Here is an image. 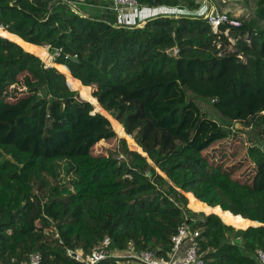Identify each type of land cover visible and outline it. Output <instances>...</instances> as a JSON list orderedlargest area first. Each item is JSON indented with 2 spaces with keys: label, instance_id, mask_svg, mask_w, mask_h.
I'll list each match as a JSON object with an SVG mask.
<instances>
[{
  "label": "trees",
  "instance_id": "obj_1",
  "mask_svg": "<svg viewBox=\"0 0 264 264\" xmlns=\"http://www.w3.org/2000/svg\"><path fill=\"white\" fill-rule=\"evenodd\" d=\"M136 1L146 14L118 26L112 10L86 15L70 0H0V264H82L69 253L106 238L120 257L98 264L168 260L183 225L200 233L204 264H258L264 0H235L240 19L210 0L240 22L217 32L203 0ZM166 8L182 15L152 16Z\"/></svg>",
  "mask_w": 264,
  "mask_h": 264
},
{
  "label": "built area",
  "instance_id": "obj_2",
  "mask_svg": "<svg viewBox=\"0 0 264 264\" xmlns=\"http://www.w3.org/2000/svg\"><path fill=\"white\" fill-rule=\"evenodd\" d=\"M209 2L210 0H203L200 6V14L205 15L216 32L219 27L224 24L235 27L240 26L238 20L230 19L225 13H217L216 9L210 6ZM70 3L75 6L83 4L89 8L100 7L103 3L107 4L108 7L103 5L102 9H109L115 12L118 26H127L136 18L141 17L139 16L140 14L145 13L141 11L136 0H91L90 3L87 0H81L79 2L71 0ZM74 10L77 12L75 8ZM203 11L204 13H202ZM214 12H216L215 17L213 16ZM160 14L179 18L180 15H182V11L179 8H166L162 9L161 12L154 11L152 16H159ZM199 238L200 233L198 231H192L189 226L183 225L172 238L173 249L170 259H158L156 254L152 252L135 253L132 254L131 257L136 260L138 264H204ZM110 246V238H106L103 242V247L95 250L91 254L84 255L83 251L80 250L76 253L70 252L69 255L82 264H98L112 256L120 257L115 251L110 249ZM255 258L258 264H264V251L259 250ZM41 262V255L33 254L27 262L21 264H41Z\"/></svg>",
  "mask_w": 264,
  "mask_h": 264
},
{
  "label": "rangeland",
  "instance_id": "obj_3",
  "mask_svg": "<svg viewBox=\"0 0 264 264\" xmlns=\"http://www.w3.org/2000/svg\"><path fill=\"white\" fill-rule=\"evenodd\" d=\"M71 1V0H70ZM74 6V8L76 9V10H80L81 12H87L88 14H90L89 12H90V9H89V7L87 8V9H85L84 10V6H75V5H73ZM230 6H231V8L228 10V11H230L232 14H233V16L235 17V18H237V19H240V18H244V17H247L248 16V13L244 10V7L242 6V5H240V4H238V3H236V1L235 0H230ZM101 10V9H100ZM202 13H204V11L202 12ZM139 16H144V14H140ZM226 35L227 36H229V38H230V42H231V46H229V50H231V51H233L234 49V45L236 44V41L232 38V37H230V33H229V31L228 32H226ZM42 56H43V58H44V60H46L47 61V59L49 58H51V57H53L52 56V54L50 53V51H49V49L48 48H46V50H45V52L44 53H42ZM53 59H54V61H55V58L53 57ZM50 62V61H49ZM48 62V63H49ZM46 64V63H45ZM76 92H78V91H76ZM92 92H93V90H92ZM86 99H89L88 98V95L86 96ZM92 104H94L92 101H90ZM197 104L203 109V110H206V111H211V106H209L208 104H205V103H203V102H201V101H197ZM95 106V105H94ZM96 108V107H95ZM96 110H98V111H101L99 108H96ZM108 116V115H107ZM214 119H216L217 118V116L215 115V113L213 114V116H212ZM252 124L250 123V124H248V128H251L252 126H251ZM236 127L238 128H240V129H244L243 128V126L239 123V122H237L236 123ZM118 135V134H117ZM118 138H122V136H120V135H118ZM128 144H129V146H131V147H133V148H135V144H134V141L132 140V139H128ZM116 145H117V142H116V140H111V141H103V142H100L96 147H95V153L96 154H102V153H107V152H109L110 150H114L115 148H116ZM247 171V170H246ZM192 210V209H191ZM193 211V210H192ZM194 212V211H193ZM233 237V236H232Z\"/></svg>",
  "mask_w": 264,
  "mask_h": 264
},
{
  "label": "water",
  "instance_id": "obj_4",
  "mask_svg": "<svg viewBox=\"0 0 264 264\" xmlns=\"http://www.w3.org/2000/svg\"><path fill=\"white\" fill-rule=\"evenodd\" d=\"M215 14H216V12H214V14H213V16L215 17ZM9 36H13V35H10V34H8ZM5 37V36H4ZM6 38H8V39H10L9 37H6ZM21 39V38H20ZM22 40V39H21ZM13 41V40H12ZM23 42H25L24 40H22ZM21 46V45H20ZM34 46H37V45H34ZM22 47V46H21ZM169 54L170 55H174L175 54V50L173 49V50H171L170 52H169ZM74 61H76V59L74 58L73 59ZM57 64V63H56ZM48 65V64H47ZM49 67H54V66H51V65H48ZM73 89V88H72ZM74 90V89H73ZM74 91H76V90H74ZM78 94L83 98V99H85L82 95H81V93H79L78 92ZM86 100V99H85ZM88 101V100H87ZM90 102V101H89ZM91 103V102H90ZM94 105V104H93ZM95 113H101V112H99L98 110H95ZM102 114V113H101ZM104 116H106L105 114H103ZM107 117V116H106ZM108 118V117H107ZM109 119V118H108ZM110 120V119H109ZM111 121V120H110ZM239 128V127H238ZM122 138H124V139H126L125 137H122ZM127 140V139H126ZM134 151H136V152H138V153H140L143 157H145L147 160H149L148 159V156L143 152V150L140 148V151L139 150H134ZM234 215V214H233ZM253 222V221H252ZM255 223H257V225H252V226H249V227H254V226H260V224L258 223V222H255ZM225 224V223H224ZM226 225V224H225ZM227 226H229V225H227ZM248 227V228H249ZM247 228V229H248ZM237 230V229H236Z\"/></svg>",
  "mask_w": 264,
  "mask_h": 264
},
{
  "label": "crops",
  "instance_id": "obj_5",
  "mask_svg": "<svg viewBox=\"0 0 264 264\" xmlns=\"http://www.w3.org/2000/svg\"><path fill=\"white\" fill-rule=\"evenodd\" d=\"M103 5H105V7H108V5L107 4H102V5H100V7H96V8H89L90 9V14H86V15H96V14H99V15H101V12H103L104 11V9H102V6ZM88 8V7H87ZM98 9V10H97ZM99 9H101V12L99 11Z\"/></svg>",
  "mask_w": 264,
  "mask_h": 264
},
{
  "label": "bare ground",
  "instance_id": "obj_6",
  "mask_svg": "<svg viewBox=\"0 0 264 264\" xmlns=\"http://www.w3.org/2000/svg\"><path fill=\"white\" fill-rule=\"evenodd\" d=\"M54 63H55V61H54L53 57H51L50 58V62L49 63H46V64L53 66ZM118 128L121 129L120 126H118Z\"/></svg>",
  "mask_w": 264,
  "mask_h": 264
}]
</instances>
